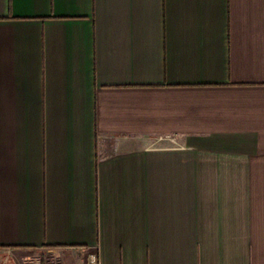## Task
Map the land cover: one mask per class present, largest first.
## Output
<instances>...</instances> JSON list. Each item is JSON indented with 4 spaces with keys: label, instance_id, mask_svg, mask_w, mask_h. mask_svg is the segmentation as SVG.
<instances>
[{
    "label": "crops",
    "instance_id": "obj_1",
    "mask_svg": "<svg viewBox=\"0 0 264 264\" xmlns=\"http://www.w3.org/2000/svg\"><path fill=\"white\" fill-rule=\"evenodd\" d=\"M92 262L264 264V0H0V264Z\"/></svg>",
    "mask_w": 264,
    "mask_h": 264
},
{
    "label": "built area",
    "instance_id": "obj_2",
    "mask_svg": "<svg viewBox=\"0 0 264 264\" xmlns=\"http://www.w3.org/2000/svg\"><path fill=\"white\" fill-rule=\"evenodd\" d=\"M154 143H160L162 141L169 140L171 142H175V138H173L170 135H153L152 136ZM91 264H95V262H92Z\"/></svg>",
    "mask_w": 264,
    "mask_h": 264
}]
</instances>
